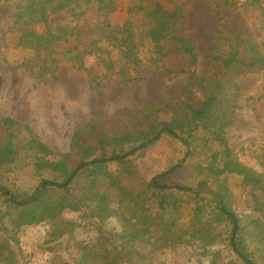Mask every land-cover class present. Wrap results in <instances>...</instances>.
<instances>
[{
	"label": "trees",
	"instance_id": "trees-1",
	"mask_svg": "<svg viewBox=\"0 0 264 264\" xmlns=\"http://www.w3.org/2000/svg\"><path fill=\"white\" fill-rule=\"evenodd\" d=\"M14 1L17 3L12 15L13 24L19 25L22 21L20 25L24 26L16 46L36 52H52L56 42H69L72 37L79 38L82 32L75 26H59L52 31L49 17L64 12L72 17L71 24L93 10L105 21L92 30L97 36L92 45L102 40L105 46L117 50L122 61L118 70L121 81L133 80L128 72L139 61L130 18L119 27L107 21L117 9V0ZM206 1L222 7L235 4V0ZM254 1L260 3V0ZM130 11L136 15L142 13L144 29L141 33L153 44L152 63L156 66L157 76L165 79L170 74L185 73L189 77L187 87L193 89L197 66L194 47L174 32L182 10L178 8L169 12L156 3L149 10L138 5ZM38 24L46 25L45 33L38 34L33 30ZM96 49L103 51L102 45ZM167 55H186L188 61L185 64L163 62ZM213 60L220 69V78L213 83L209 95L199 105L177 106L170 123L157 121L156 111L150 110L129 121L89 124L75 132L69 145V150L78 156L74 168L69 167L67 155L52 160L51 149L27 125L11 119L1 120L4 139L1 138L0 145V170L11 171L15 164L30 156L38 174L50 171L54 178L43 179L33 192L25 194L7 193V189L0 185L1 205L5 206L0 207V264H18L12 246L18 244L19 233L24 227L50 226L47 243L72 234L78 224L63 218L66 211L80 213L83 224L91 226L97 234L94 245L80 246L77 264H154L156 255L168 250L174 252L180 246L190 247L200 257H209L210 264H264L262 217L241 224L227 205V188L223 184L227 175H239L243 182L254 187L264 183V171L256 174L233 157L223 131L230 102L238 96L234 76L264 72V56L250 42L238 37L228 56H214ZM105 65L109 68L112 61ZM217 105L219 108L214 115ZM143 124H146L145 131L139 127ZM21 129L27 132V138L18 146L14 140L16 132ZM198 132L209 133V136L204 135L206 140L219 147L214 161L208 166L210 170L217 169L216 176L223 175L222 183L217 182L219 178L216 177V189L207 179L198 181L195 186H182L160 183L166 173L147 182L137 176L133 157L167 136L182 143L185 155L191 158L197 153L194 140ZM217 160H220L221 168H214ZM182 165L176 164L169 170L174 173ZM122 179L130 185L123 184ZM185 196L189 199L186 200ZM188 201L194 204L193 222L182 224L180 213ZM113 203L116 208L112 207ZM213 214L217 221L229 224L226 235L221 230L216 231L214 223H209ZM111 219L118 222L119 230L107 229L106 224ZM243 229L249 230L255 243L254 250L246 248ZM220 243L226 246L210 252V246Z\"/></svg>",
	"mask_w": 264,
	"mask_h": 264
},
{
	"label": "rangeland",
	"instance_id": "rangeland-1",
	"mask_svg": "<svg viewBox=\"0 0 264 264\" xmlns=\"http://www.w3.org/2000/svg\"><path fill=\"white\" fill-rule=\"evenodd\" d=\"M235 0L233 6H217L206 0H117L116 11L107 19L113 26L130 22L135 35L138 65L129 70L131 81H121L118 75L122 63L117 50L92 41L97 36L92 30L102 24L104 18L93 10L70 24L72 17L57 12L49 17L48 24L54 31L59 26L77 27L82 35L69 42H56L52 52L16 46V40L24 30L22 21L14 25L12 15L17 1L0 2V121L11 119L31 128L33 134L53 152L51 159L67 155L68 165L74 168L78 162L75 152L69 150L75 132L89 124L129 121L155 110L156 120L170 123L177 106L199 105L211 92L213 83L220 78V69L214 56L224 58L233 48L236 38L250 42L264 56V0ZM158 3L166 11L182 10L175 34L194 47L197 57L195 87H187L189 77L185 73L170 74L161 79L155 73L153 44L143 37L142 13L136 15L130 8L145 7L149 10ZM21 28V31L19 29ZM38 34L46 32L45 24L33 27ZM102 45L103 51H96ZM76 46V47H75ZM106 47V48H104ZM75 48V49H74ZM71 53L65 54L69 50ZM80 54L79 57L73 56ZM158 56V55H155ZM112 66L106 67V62ZM187 63L186 55H167L162 60ZM162 63V62H161ZM81 66V67H80ZM233 83L238 86V96L230 102L228 119L223 127L232 155L242 165L256 174L264 171V72L237 73ZM233 92L232 89H225ZM228 104V103H227ZM219 105L215 107V115ZM154 111V112H155ZM146 124L139 125L146 130ZM0 129V145L3 141ZM209 136V133H205ZM204 133H196L195 156L185 155V147L179 141L163 136L147 151L133 157L137 176L145 182L165 174L160 183L195 186L200 180H209L213 189L223 175L209 169L219 147L206 140ZM2 138V139H1ZM27 132H16L15 144L21 145ZM183 164L172 173L169 169ZM214 168H221L220 160ZM223 184L227 188V205L240 219L241 224L261 216L264 223V183L253 186L245 183L239 175H227ZM50 171L38 174L33 159L24 157L11 171L0 170V185L7 193H31L43 179L51 180ZM125 183V179H122ZM222 183V182H221ZM188 200V197H184ZM0 207L1 205L0 197ZM116 208L115 203L112 204ZM194 204L187 202L180 213L182 224L193 222ZM63 218L78 224L72 234L57 242L47 243L50 226H27L19 233V242L13 244L18 264H77L82 245H94L97 234L91 226L84 225L80 213L66 211ZM216 231L226 235L230 226L226 221H217L216 215L209 218ZM107 229L117 231L118 222L111 219ZM245 246L254 250L255 243L249 230L241 231ZM234 237V236H233ZM226 244L210 246V252L222 249ZM154 264H210L209 257H200L188 246L176 251L156 255Z\"/></svg>",
	"mask_w": 264,
	"mask_h": 264
},
{
	"label": "water",
	"instance_id": "water-1",
	"mask_svg": "<svg viewBox=\"0 0 264 264\" xmlns=\"http://www.w3.org/2000/svg\"><path fill=\"white\" fill-rule=\"evenodd\" d=\"M233 236H234V234H233Z\"/></svg>",
	"mask_w": 264,
	"mask_h": 264
}]
</instances>
